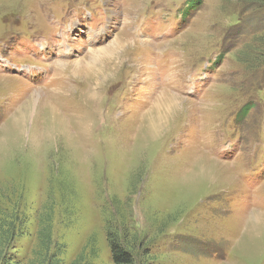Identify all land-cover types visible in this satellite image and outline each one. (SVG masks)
<instances>
[{"label": "rangeland", "instance_id": "374dc122", "mask_svg": "<svg viewBox=\"0 0 264 264\" xmlns=\"http://www.w3.org/2000/svg\"><path fill=\"white\" fill-rule=\"evenodd\" d=\"M185 1L0 0V208L28 221L13 264L49 213L64 264H115V226L145 264H264V0ZM115 37L105 76L73 71ZM164 90L180 109L150 130Z\"/></svg>", "mask_w": 264, "mask_h": 264}, {"label": "trees", "instance_id": "16d2710c", "mask_svg": "<svg viewBox=\"0 0 264 264\" xmlns=\"http://www.w3.org/2000/svg\"><path fill=\"white\" fill-rule=\"evenodd\" d=\"M202 0H190L187 2L184 13L190 16L189 12H193L200 8ZM183 13V15H184ZM223 55L220 54L216 60L220 63ZM261 62V61H260ZM243 109V108H242ZM253 109L252 105H248L244 111L236 112L235 122L243 124L244 118ZM27 214L24 210L17 208L9 211L0 208V264H13V258L10 255V250L16 247L18 238L27 232ZM38 250L34 253L35 259L30 264H64L61 258L62 252L57 248L53 238L52 216L49 213L46 217L39 215L37 229ZM128 235L124 234L123 227H114V230L109 233L108 241L112 248L115 264H145L143 256L151 251L147 250L141 257L132 250L131 241ZM129 241V242H128ZM140 258V260H139ZM84 255L79 256L72 264H82ZM86 264H90L87 262Z\"/></svg>", "mask_w": 264, "mask_h": 264}, {"label": "bare ground", "instance_id": "6f19581e", "mask_svg": "<svg viewBox=\"0 0 264 264\" xmlns=\"http://www.w3.org/2000/svg\"><path fill=\"white\" fill-rule=\"evenodd\" d=\"M120 38V37H119ZM114 40L105 46L98 47L97 50H90V56L85 58H80L75 61H73V71L79 75V72L81 71H90L91 73L97 72L100 74V77L102 75H106L107 72V64L113 63V60L115 59L114 63L117 62V60L121 56V51H123L127 46V42H124L121 39H118L117 37L113 38ZM126 41V40H125ZM92 49H96L95 47ZM62 65V63L67 61H59ZM59 64V63H58ZM65 64V63H64ZM63 64V65H64ZM108 66V67H109ZM62 67V66H61ZM112 68V67H111ZM99 77V78H100ZM98 78V81L100 82V79ZM98 82L97 86L94 87L91 95L92 97L95 95V91L97 90L98 86L100 85ZM38 91V90H37ZM98 95V94H97ZM157 102L154 104L155 108L153 113L154 114V122L152 123V127L150 130H157L160 125L165 124L168 122V118L172 119V114H175L181 106V99L182 97L171 93L167 91L160 92V96L157 97ZM152 113V114H153ZM172 115V116H170ZM156 117V119H155ZM174 117V116H173ZM152 119V118H150ZM159 122V123H158ZM161 123V124H160ZM158 127V128H157ZM157 128V129H155ZM216 164L214 163L215 169L217 168L220 161L215 160ZM203 164V163H202ZM202 167V166H201ZM201 169V168H200ZM202 170H208L206 166L202 168ZM204 171H202V174ZM264 212H254L252 214V222H254L256 225V228H259V230L264 229V215L260 214ZM257 230V229H256Z\"/></svg>", "mask_w": 264, "mask_h": 264}]
</instances>
